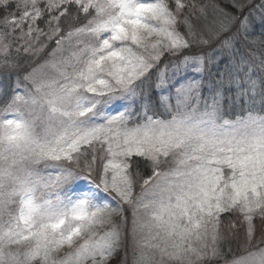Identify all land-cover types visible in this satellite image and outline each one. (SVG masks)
<instances>
[{"label": "snow or ice", "instance_id": "1", "mask_svg": "<svg viewBox=\"0 0 264 264\" xmlns=\"http://www.w3.org/2000/svg\"><path fill=\"white\" fill-rule=\"evenodd\" d=\"M264 264V0H0V264Z\"/></svg>", "mask_w": 264, "mask_h": 264}, {"label": "rangeland", "instance_id": "2", "mask_svg": "<svg viewBox=\"0 0 264 264\" xmlns=\"http://www.w3.org/2000/svg\"><path fill=\"white\" fill-rule=\"evenodd\" d=\"M113 264H115V262H113Z\"/></svg>", "mask_w": 264, "mask_h": 264}]
</instances>
